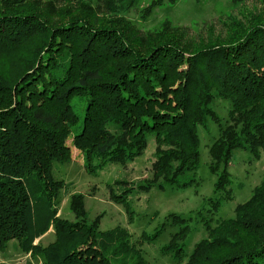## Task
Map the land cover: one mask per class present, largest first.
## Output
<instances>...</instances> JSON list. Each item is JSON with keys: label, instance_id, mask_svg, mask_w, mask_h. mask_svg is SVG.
Returning <instances> with one entry per match:
<instances>
[{"label": "trees", "instance_id": "1", "mask_svg": "<svg viewBox=\"0 0 264 264\" xmlns=\"http://www.w3.org/2000/svg\"><path fill=\"white\" fill-rule=\"evenodd\" d=\"M251 1L259 7L245 21L231 19L228 39L194 43L167 29L142 32L122 15L133 0H0V251L17 240L44 264H148L124 228L100 231L99 217L88 220L82 193L69 199L75 220L59 215L65 182L53 165L69 162L73 147L93 172L135 159L154 135L153 178L137 186L143 192L196 182L185 176L199 166L198 126L208 118L219 127L209 150L216 193L230 186L234 149L259 158L264 0ZM215 99L231 104L225 123ZM109 189L128 206L132 187ZM228 194L203 205L214 214ZM234 213L207 223L208 236L185 264H264V177ZM189 218L170 215L179 229L164 251L177 261L186 255ZM50 228L55 240L36 243Z\"/></svg>", "mask_w": 264, "mask_h": 264}, {"label": "rangeland", "instance_id": "2", "mask_svg": "<svg viewBox=\"0 0 264 264\" xmlns=\"http://www.w3.org/2000/svg\"><path fill=\"white\" fill-rule=\"evenodd\" d=\"M133 0L132 6L122 14L144 33L167 29L180 36V40L190 42L207 41L218 37L219 41L229 38L227 29L231 19L245 21L246 16L255 11L257 2L235 4L233 0ZM247 11V13H246ZM231 104L223 99H215L212 108L228 121ZM200 137V161L196 170L185 177L195 178L196 182L186 187L167 186L160 190L153 187L143 192L137 189L140 183L153 178L152 164L155 160V137L148 136L146 150L133 160L125 163H107L90 172L84 166L81 151L73 147L72 159L66 163L54 162L53 176L65 182L60 203L59 215L75 220L69 207L73 193L84 195L87 217L90 222L99 217V230L106 231L122 227L129 233V240L141 250L148 264H185L195 244L208 236L207 223L214 226L218 220L234 216L237 204L245 201L264 177V152L259 158L242 148L234 149L228 162L231 183L226 190L215 192L218 175L210 170V147L218 137L219 127L210 118L206 125L198 126ZM72 145V144H71ZM123 181L122 184H113ZM115 192L124 188L127 191L128 206L111 199L109 185ZM230 192L231 198L224 199L214 214L203 205L209 197L223 196ZM205 206V208H203ZM129 208V210H128ZM190 217L191 231L186 242V255L182 261L174 259L172 253L165 252L172 233L179 229L172 224L170 215ZM50 230V229H49ZM39 239L46 246L55 240L53 228ZM150 240L142 235H155ZM0 264H44L41 256H33L21 250L17 240H11L4 251H0Z\"/></svg>", "mask_w": 264, "mask_h": 264}, {"label": "crops", "instance_id": "3", "mask_svg": "<svg viewBox=\"0 0 264 264\" xmlns=\"http://www.w3.org/2000/svg\"><path fill=\"white\" fill-rule=\"evenodd\" d=\"M51 229H52V228H50V230H51ZM50 230H49V231H50ZM39 239H41V238H38V239H36V241H35V242H36V243H37V242H39Z\"/></svg>", "mask_w": 264, "mask_h": 264}]
</instances>
